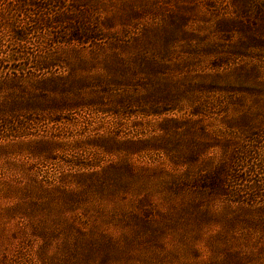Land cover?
Listing matches in <instances>:
<instances>
[{
	"label": "rangeland",
	"instance_id": "374dc122",
	"mask_svg": "<svg viewBox=\"0 0 264 264\" xmlns=\"http://www.w3.org/2000/svg\"><path fill=\"white\" fill-rule=\"evenodd\" d=\"M0 264H264V0H0Z\"/></svg>",
	"mask_w": 264,
	"mask_h": 264
}]
</instances>
